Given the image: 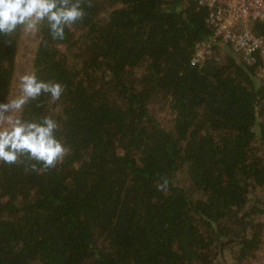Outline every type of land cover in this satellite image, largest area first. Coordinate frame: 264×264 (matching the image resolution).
Here are the masks:
<instances>
[{
  "label": "trees",
  "instance_id": "trees-1",
  "mask_svg": "<svg viewBox=\"0 0 264 264\" xmlns=\"http://www.w3.org/2000/svg\"><path fill=\"white\" fill-rule=\"evenodd\" d=\"M83 8L62 40L38 29L32 72L64 92L17 116H51L69 151L48 170L0 162V264H215L225 249L252 263L264 245V76L224 48L191 63L211 35L193 0ZM21 32L0 34V103Z\"/></svg>",
  "mask_w": 264,
  "mask_h": 264
},
{
  "label": "clouds",
  "instance_id": "clouds-1",
  "mask_svg": "<svg viewBox=\"0 0 264 264\" xmlns=\"http://www.w3.org/2000/svg\"><path fill=\"white\" fill-rule=\"evenodd\" d=\"M85 0H0V34L10 35L22 27L26 33L38 31L46 22L53 39H64L66 27L81 21L85 15ZM91 6V0H88ZM19 95L0 103V162L13 165L21 159L34 161L44 170L63 162L69 149L57 138L58 123L51 116L39 120H24L16 114L30 101L42 95L52 102L60 99L64 86L56 81H44L35 72L19 77ZM168 181L158 184V190L167 191Z\"/></svg>",
  "mask_w": 264,
  "mask_h": 264
},
{
  "label": "built area",
  "instance_id": "built-area-1",
  "mask_svg": "<svg viewBox=\"0 0 264 264\" xmlns=\"http://www.w3.org/2000/svg\"><path fill=\"white\" fill-rule=\"evenodd\" d=\"M206 9L205 22L211 29L207 39L194 45L191 63L214 56L220 60L224 49L249 64H256V75L264 76V31L253 26L264 22V0H193Z\"/></svg>",
  "mask_w": 264,
  "mask_h": 264
},
{
  "label": "rangeland",
  "instance_id": "rangeland-1",
  "mask_svg": "<svg viewBox=\"0 0 264 264\" xmlns=\"http://www.w3.org/2000/svg\"><path fill=\"white\" fill-rule=\"evenodd\" d=\"M37 41H38V31L34 33H26L22 28V32L19 38V49L15 59L11 90L8 99L15 98L17 95H19V87H18L19 77L26 73L32 72L31 61L36 48ZM16 115H18V113ZM155 116L163 126L169 127L171 125L172 114L165 105L155 106ZM176 180L179 181L181 184L187 183L184 172L179 173ZM215 264H234V263L232 262L229 253L225 249V252H222V254L215 259ZM250 264H264V245L260 249L258 256Z\"/></svg>",
  "mask_w": 264,
  "mask_h": 264
}]
</instances>
